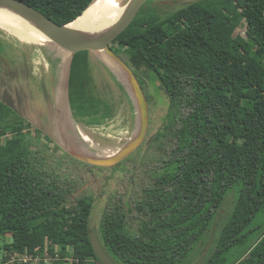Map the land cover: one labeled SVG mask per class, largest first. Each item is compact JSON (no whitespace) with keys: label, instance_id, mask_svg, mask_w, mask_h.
Returning a JSON list of instances; mask_svg holds the SVG:
<instances>
[{"label":"trees","instance_id":"16d2710c","mask_svg":"<svg viewBox=\"0 0 264 264\" xmlns=\"http://www.w3.org/2000/svg\"><path fill=\"white\" fill-rule=\"evenodd\" d=\"M21 1L63 26L92 0ZM110 49L140 85L139 69L155 75L168 105L152 140L158 150L172 145L133 207L103 212L105 253L116 264H195L213 241L202 264H264V228L252 227L264 211V0H196L164 19L142 9ZM67 86L74 118L94 125L113 116L93 92L88 51L73 56ZM24 129L0 99V263L57 247L52 264H101L87 237L92 199L70 201L67 180L37 158Z\"/></svg>","mask_w":264,"mask_h":264},{"label":"rangeland","instance_id":"374dc122","mask_svg":"<svg viewBox=\"0 0 264 264\" xmlns=\"http://www.w3.org/2000/svg\"><path fill=\"white\" fill-rule=\"evenodd\" d=\"M193 1L196 0H151L142 9L146 12L154 10L164 19ZM243 30L242 24L237 32L243 35ZM77 32L82 33L81 28ZM118 56L130 66L124 54ZM70 58L68 52L56 45L27 44L0 29V99L12 106L24 122L23 134L33 137L36 144L33 149L39 152L37 158H43L45 167L51 169L54 176L60 177L61 181L67 180L73 193L70 201L84 196L92 199L89 226L90 230L96 229L100 239L98 228L103 212L117 203L123 204L125 210L133 207L140 199L142 189L154 183L152 172L159 165L161 155L167 159L172 143L158 150L152 138L163 127L168 101L155 75L144 68L139 69L138 76L144 83L141 86L148 103L145 139L120 164L114 167L91 166L79 158L110 157L134 138L139 124L137 108L120 65L105 54L90 52L93 92L112 108L113 116L94 125H86L74 118L67 94ZM27 124L30 128L26 127ZM35 129L41 131L39 140L34 137ZM82 135L89 141L82 139ZM232 204L230 193L218 216L219 222L231 211ZM130 223L136 225L133 220ZM255 226L264 228V211L252 223V227ZM57 251L58 248L54 247L52 252L46 249L37 258L25 257L24 264H37L40 260L52 264L57 260ZM17 259L16 256L11 263Z\"/></svg>","mask_w":264,"mask_h":264},{"label":"water","instance_id":"95a60500","mask_svg":"<svg viewBox=\"0 0 264 264\" xmlns=\"http://www.w3.org/2000/svg\"><path fill=\"white\" fill-rule=\"evenodd\" d=\"M150 0H123L120 5L128 6L125 13L110 29L98 33L97 35H88L84 33L72 30L69 26L83 15L87 9H89L96 0H92L85 11L79 15L74 21L66 25H58L41 12L32 8L28 4L21 0H0V9L10 11L23 19L28 23L38 28L40 31L46 33L54 40V45L65 50L71 56L70 63L73 56L81 51H88L89 53H102L113 59L123 69L124 77L127 82L130 93L133 97L134 103L137 108L138 114V131L126 145H124L117 153L106 158H79V160L96 167H114L124 161L129 155L136 151L143 143L148 126V103L140 85L136 78L132 68L126 65L118 55H116L111 49L110 45L112 41L118 37L134 20L138 13L142 10L143 5ZM90 245L94 252L96 259L101 264H116L103 250L100 241L97 237L96 229L93 228L88 234ZM13 239H10L12 241ZM213 241H210L201 253L198 261L195 264H202ZM67 264V263H66Z\"/></svg>","mask_w":264,"mask_h":264},{"label":"bare ground","instance_id":"6f19581e","mask_svg":"<svg viewBox=\"0 0 264 264\" xmlns=\"http://www.w3.org/2000/svg\"><path fill=\"white\" fill-rule=\"evenodd\" d=\"M122 1L96 0L82 16L71 23V29L78 31L81 28L82 33L93 36L106 31L111 21L128 8V6L120 5ZM0 29L27 44L54 45V40L49 35L28 23L22 17L4 9H0ZM116 73L119 74L118 71ZM82 137V139L89 141L86 136L82 135Z\"/></svg>","mask_w":264,"mask_h":264},{"label":"crops","instance_id":"0c3cea01","mask_svg":"<svg viewBox=\"0 0 264 264\" xmlns=\"http://www.w3.org/2000/svg\"><path fill=\"white\" fill-rule=\"evenodd\" d=\"M25 258V257H24ZM24 258L22 259V262L24 263L25 261H24ZM16 261H18V259L16 260ZM20 261V260H19ZM1 264H3V263H1Z\"/></svg>","mask_w":264,"mask_h":264}]
</instances>
